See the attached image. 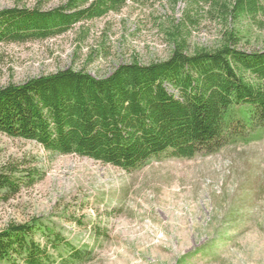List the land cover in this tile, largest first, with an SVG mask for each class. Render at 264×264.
<instances>
[{"label": "rangeland", "instance_id": "1", "mask_svg": "<svg viewBox=\"0 0 264 264\" xmlns=\"http://www.w3.org/2000/svg\"><path fill=\"white\" fill-rule=\"evenodd\" d=\"M65 2L0 0V10H49ZM210 8L203 0H138L51 39L0 45V88L67 68L99 79L133 60L164 61L177 27L187 28L189 54L216 48L227 31L238 32L239 49L264 50V11L224 21ZM9 162H24L21 168L38 174L9 199L0 195V231L41 218L74 244L93 249L86 264H264V137L126 172L0 134V166Z\"/></svg>", "mask_w": 264, "mask_h": 264}, {"label": "trees", "instance_id": "2", "mask_svg": "<svg viewBox=\"0 0 264 264\" xmlns=\"http://www.w3.org/2000/svg\"><path fill=\"white\" fill-rule=\"evenodd\" d=\"M137 1L66 0L49 10L40 5L2 9L0 45L51 39ZM203 1L224 21L254 19L264 11L260 0ZM183 28L172 34L173 49L164 61L133 60L99 79L67 68L0 88V134L126 172L153 160L205 157L228 145L262 140L264 50L239 49L238 32L227 31L216 48L189 54ZM23 164L0 166L2 198L17 194L23 180L26 186L37 181L38 171ZM93 255L91 247L74 244L41 218L0 231V262L86 264Z\"/></svg>", "mask_w": 264, "mask_h": 264}]
</instances>
